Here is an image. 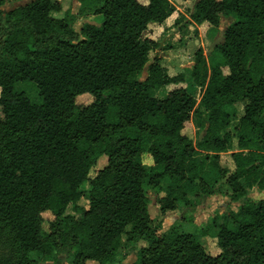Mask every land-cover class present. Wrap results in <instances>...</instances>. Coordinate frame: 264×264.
Instances as JSON below:
<instances>
[{"label": "trees", "instance_id": "1", "mask_svg": "<svg viewBox=\"0 0 264 264\" xmlns=\"http://www.w3.org/2000/svg\"><path fill=\"white\" fill-rule=\"evenodd\" d=\"M0 0V227L11 236L17 259L10 264H264V0H197L191 19L217 27L232 17L213 50L223 62L209 65L201 48L190 76L206 110L205 133L193 141L182 132L196 99L185 87L162 97L158 89L184 80L167 74L142 37L149 23H162L175 10L170 0H78L77 13L59 0H33L3 11ZM97 14L98 25L78 16ZM83 34V37L80 35ZM146 65V69L144 66ZM228 68L223 73L221 66ZM144 78H139L142 70ZM37 89L32 101L16 84ZM88 93L93 100L76 104ZM245 100L238 117L235 103ZM236 138L233 172L220 153ZM100 156L105 166L88 173ZM87 182L89 189L80 191ZM156 194L162 215L193 212L190 192L211 194L228 185L236 209L216 214L190 230L177 222L163 233L150 225L143 186ZM84 198L87 206H78ZM72 203L76 214L64 215ZM57 218L44 233L36 212ZM62 216V217H61ZM136 259H117L119 238ZM212 236L220 252L206 253L202 237ZM138 242L145 245L137 248Z\"/></svg>", "mask_w": 264, "mask_h": 264}, {"label": "rangeland", "instance_id": "2", "mask_svg": "<svg viewBox=\"0 0 264 264\" xmlns=\"http://www.w3.org/2000/svg\"><path fill=\"white\" fill-rule=\"evenodd\" d=\"M33 0H7L1 8L3 11L11 10L20 5H26ZM62 5V9L58 12L52 13L54 16H62L66 11L71 13H77L79 2L78 0H59ZM140 2L146 3L147 0H139ZM175 10L172 14L166 18L162 23H149L142 34V37L151 39L157 42L156 48L149 51V58H152L155 52L160 57L161 65L166 69V72L170 76H175L179 73H183L184 80L177 84H168L163 88L158 89L155 95L162 97L165 93L175 87H185L186 90L195 97L196 104L195 108L191 112L189 121L184 123L182 132L190 137L193 141L198 140L205 133L206 122L205 115L206 110L199 104L200 89L193 83L190 76V68L194 62V54L198 48H201L203 53L207 55V63L209 65L215 63H222L223 59L220 53L216 50H212L208 53L211 43L215 40L216 36L223 31V29L233 21L232 17H220V24L217 27L210 25L208 22H202L201 24H195L191 19L195 3L197 0H170ZM101 16L97 14H88L78 16L76 21L73 23L75 30L80 31L84 23H90L98 25ZM83 37V34L80 35ZM146 69V65L144 66ZM142 70L139 78H144L146 70ZM223 73H228V68L224 65L221 66ZM18 90H23L32 101H38L37 89L34 84L29 82H20L16 84ZM93 100V96L84 93L76 97V104L86 105ZM245 100L238 101L235 103L237 116L240 117L243 114ZM237 151L236 138L233 140V145L227 151L220 153V164L226 167L230 172L235 169L231 153ZM106 164V158L100 156L96 164L89 170L88 177L91 178L102 169ZM80 191L85 192L89 189L87 182L83 183L79 187ZM143 191L148 198L147 209L151 218L150 225L157 228L158 233H163L167 230L174 222L177 224H183L190 230L202 227L210 224L213 217L218 213L222 214L224 211L230 209H236L238 203L233 202L230 198L231 188L228 185L216 186L211 194H204L201 192H190L188 197L195 199L198 204L193 212H187L184 215L180 214L178 210L167 212L162 215L159 211L157 204V197L162 196L163 193L156 194V192L148 185L143 186ZM248 197L257 201L264 199V191H262L257 185H253L247 188ZM78 206H87V200L84 198L77 202ZM78 210L73 207L72 203H69L64 211V215L76 214ZM41 229L44 233H49L52 225L56 223L57 218L55 214L49 209H40L36 212ZM62 217V216H61ZM125 235H121L119 238V246L117 248L118 256L117 259L124 262L130 263L136 259L135 250L128 252L126 250ZM145 245L144 242H138L137 248ZM202 245L209 255H216L220 252L217 246V241L212 236L202 237ZM13 242L8 231L2 226L0 227V264H10L17 259V254L13 248ZM70 257L62 259L60 264H71ZM43 264H58L51 256H45L42 262ZM87 264H97L94 261H87Z\"/></svg>", "mask_w": 264, "mask_h": 264}, {"label": "water", "instance_id": "3", "mask_svg": "<svg viewBox=\"0 0 264 264\" xmlns=\"http://www.w3.org/2000/svg\"><path fill=\"white\" fill-rule=\"evenodd\" d=\"M223 41V31H221L215 38V40L211 43L210 47H209V50H208V53H210L214 47L220 43H222Z\"/></svg>", "mask_w": 264, "mask_h": 264}, {"label": "crops", "instance_id": "4", "mask_svg": "<svg viewBox=\"0 0 264 264\" xmlns=\"http://www.w3.org/2000/svg\"><path fill=\"white\" fill-rule=\"evenodd\" d=\"M153 23H155V22H153ZM159 24V23H158Z\"/></svg>", "mask_w": 264, "mask_h": 264}]
</instances>
